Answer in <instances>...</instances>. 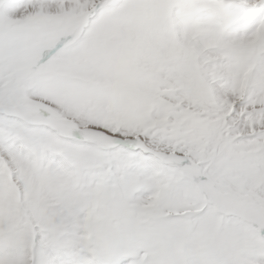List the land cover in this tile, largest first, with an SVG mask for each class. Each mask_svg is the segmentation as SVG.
<instances>
[{
  "label": "snow or ice",
  "instance_id": "6c2138e0",
  "mask_svg": "<svg viewBox=\"0 0 264 264\" xmlns=\"http://www.w3.org/2000/svg\"><path fill=\"white\" fill-rule=\"evenodd\" d=\"M0 264H264V0H0Z\"/></svg>",
  "mask_w": 264,
  "mask_h": 264
}]
</instances>
